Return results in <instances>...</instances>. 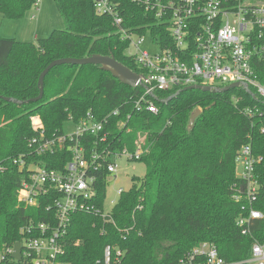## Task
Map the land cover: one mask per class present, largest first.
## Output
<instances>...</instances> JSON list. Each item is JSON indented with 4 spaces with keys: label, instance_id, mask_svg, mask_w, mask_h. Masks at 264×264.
Returning a JSON list of instances; mask_svg holds the SVG:
<instances>
[{
    "label": "trees",
    "instance_id": "trees-1",
    "mask_svg": "<svg viewBox=\"0 0 264 264\" xmlns=\"http://www.w3.org/2000/svg\"><path fill=\"white\" fill-rule=\"evenodd\" d=\"M35 1L0 0V14L12 20L22 18ZM110 1L119 5L127 28L135 30L153 22L129 0ZM54 2L64 30H55L36 43L0 38V254L22 241L21 229L30 221H54V209L46 208L58 197L40 196L36 206L20 204L17 195L27 179L26 166L19 169L13 162L23 160L26 165L37 163L62 172L72 158L68 147L36 155L30 142L39 134L31 119H40L44 139H54L63 136L66 122L76 126L90 114L96 121H107L108 137L101 144L98 137L85 136L82 145L87 151L107 148L111 153L107 161L112 162L115 153L124 148L134 153L140 146L144 153L136 162L144 163L146 171L142 180L132 178L131 189L121 193L105 216L108 173H94V211L71 216L59 264H94L105 246L121 252L113 264H177L203 242L214 245L229 263L247 260L255 242L264 244V102L254 97L252 89L216 94L189 90L166 103L161 101L174 92H156L158 113L153 115L135 111L133 101L142 90L121 84L105 67L61 65L45 76L41 100L7 103L2 98L23 102L36 98L39 75L59 59L112 57L136 75L142 73L125 54L128 42L116 33L110 17L96 14L93 0ZM247 107H257L262 116L247 118L242 113ZM196 109L202 112L189 128ZM246 145L254 156L263 158L255 169L258 190L253 203L241 191L236 174L237 155ZM236 196L240 201L234 200ZM251 210L262 218L252 220L244 236L237 222Z\"/></svg>",
    "mask_w": 264,
    "mask_h": 264
},
{
    "label": "built area",
    "instance_id": "built-area-1",
    "mask_svg": "<svg viewBox=\"0 0 264 264\" xmlns=\"http://www.w3.org/2000/svg\"><path fill=\"white\" fill-rule=\"evenodd\" d=\"M97 15L110 17L116 33L128 42V50H133V58L139 74V87L142 92L133 101L137 112L146 111L156 115V92L178 93L190 86H208L222 89L238 85L235 89L254 91V97L264 102V0H177L163 3L161 0H129L131 4L143 8L146 19L153 22L142 27H125L118 4L110 0H93ZM38 0L35 1V5ZM34 5V6H35ZM148 36V46L155 51L143 49L142 37ZM244 116L253 119L262 116L254 108H245ZM113 116L117 112L112 113ZM129 118V117H128ZM33 129L39 139H33L38 156L53 153L56 149L68 147L72 158L64 171L58 172L15 160L19 169L26 166L27 179L21 183L17 200L24 206H36L38 197L56 194L47 211L54 209L55 217L47 223L34 224L30 221L21 229L24 238L20 244V259L12 258L14 245L1 251L0 261L13 264H59L64 255V237L70 225L71 216L76 213H91L94 194V173L105 170L109 175L117 174V161H138L144 150L137 146L134 153L124 148L113 155L107 148L96 147L91 152L82 145L85 136H96L99 143L107 142L105 130L107 121H96L90 114L86 120L75 126L72 135L54 139H44L42 124L38 117L31 119ZM118 123V127H122ZM263 162L261 156H254L249 145L243 146L236 158L240 167L237 176L242 182L241 191L249 203L256 200L258 190L255 175L256 166ZM120 196L123 191L117 190ZM236 202L240 197H234ZM254 213L256 215H254ZM103 215V214H102ZM262 215L251 210L247 218H240L237 226L241 235H248L251 221ZM121 256L111 246H105L102 258L94 264H113ZM177 264H264V244L254 243L247 260L229 263L220 255L217 248L203 242L192 248Z\"/></svg>",
    "mask_w": 264,
    "mask_h": 264
},
{
    "label": "rangeland",
    "instance_id": "rangeland-1",
    "mask_svg": "<svg viewBox=\"0 0 264 264\" xmlns=\"http://www.w3.org/2000/svg\"><path fill=\"white\" fill-rule=\"evenodd\" d=\"M65 22L59 14L54 0H38L22 18L12 20L0 14V38L14 39L18 42L36 43L37 40L46 39L55 30H64ZM145 44L143 49L155 51L148 46L150 38L142 37ZM134 53L133 50L125 52L127 56ZM63 135H72L75 132V125L68 121L63 125ZM117 174L109 175L106 182L105 197L103 201V215L111 213L113 207L119 199L117 190L127 192L131 189L132 178L142 180L145 175V165L141 162L126 161L120 159L117 162Z\"/></svg>",
    "mask_w": 264,
    "mask_h": 264
},
{
    "label": "water",
    "instance_id": "water-1",
    "mask_svg": "<svg viewBox=\"0 0 264 264\" xmlns=\"http://www.w3.org/2000/svg\"><path fill=\"white\" fill-rule=\"evenodd\" d=\"M61 65H74V66H86V65H101L103 67H105L111 74V76L113 78L118 79V81L123 84L126 85L130 88H136L139 84V76L136 75L135 73L131 72L129 69H127L126 67H124L123 65L119 64L118 62H116L112 57H101V56H92L89 58H84V59H59V60H55L53 62H51L43 71L42 73L39 75L38 78V90H39V94L36 98H33L29 101H18V100H14L11 98H2L3 101L7 102V103H13V104H17V105H22L23 103H36L39 100L42 99L43 96V83H44V78L45 76L48 74V72L57 67V66H61ZM238 85L234 84L222 89H211L208 86H190L187 88L182 89L181 91H179L178 93L174 94L172 97H170L167 100L161 101L162 103H166L168 102V100H170L171 98L177 96L178 94H180L181 92H185V91H189V90H198L201 91L203 93H212V94H216V93H224V92H228L229 90L235 89L237 88ZM249 92V91H246ZM212 106H214V104H212L211 106H209L207 108V110H209ZM201 110L200 109H196L195 111H193V113L190 116L189 119V128L193 127L194 121L195 119L201 114ZM236 174H240V167L236 168ZM20 244L16 243L14 245V253L12 255V258L16 261H19L20 259Z\"/></svg>",
    "mask_w": 264,
    "mask_h": 264
},
{
    "label": "snow or ice",
    "instance_id": "snow-or-ice-1",
    "mask_svg": "<svg viewBox=\"0 0 264 264\" xmlns=\"http://www.w3.org/2000/svg\"><path fill=\"white\" fill-rule=\"evenodd\" d=\"M254 215H256V214L254 213Z\"/></svg>",
    "mask_w": 264,
    "mask_h": 264
}]
</instances>
